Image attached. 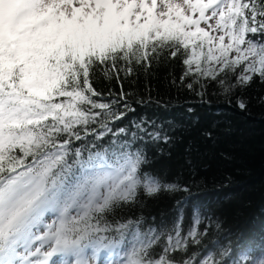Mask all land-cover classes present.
<instances>
[{"label": "snow or ice", "instance_id": "6c2138e0", "mask_svg": "<svg viewBox=\"0 0 264 264\" xmlns=\"http://www.w3.org/2000/svg\"><path fill=\"white\" fill-rule=\"evenodd\" d=\"M165 51L183 66L166 87L264 106L247 94L264 84V0H0V264H264V240L202 246L220 220L192 206L185 228L183 197L170 225L124 215L141 189L190 191L140 174L141 145L170 143V122L129 119L153 87L139 99L124 82Z\"/></svg>", "mask_w": 264, "mask_h": 264}, {"label": "trees", "instance_id": "16d2710c", "mask_svg": "<svg viewBox=\"0 0 264 264\" xmlns=\"http://www.w3.org/2000/svg\"><path fill=\"white\" fill-rule=\"evenodd\" d=\"M162 52L159 62H153L149 75L139 74L134 84L124 82L125 91L135 93V98L147 99L145 82L153 87L152 101L146 106L135 103L139 118L147 115L158 122L168 121L165 128L171 142L141 145L146 162L140 174L148 173L161 177L165 182L188 185V193L161 191L149 197L140 190V203L124 215L133 219L143 216L145 227L161 222L170 225L175 217V201L185 198V228L192 226V206L213 212L220 220V228L210 225V231L202 246L219 242L221 245L235 242L259 247L264 240V106H250L241 111L235 103L228 104L223 96L209 95V103H201L186 90L166 87L170 73L179 78L182 72L180 60L167 59ZM94 87L107 92L120 91L115 80H106L97 73ZM213 91L212 89L209 90ZM249 96L264 94V84L254 83ZM159 100L158 106L154 101ZM192 111L189 112L188 109ZM128 121H124L127 123ZM211 131L213 138L203 133ZM203 229L204 224L198 226ZM203 247L190 248L200 252Z\"/></svg>", "mask_w": 264, "mask_h": 264}, {"label": "clouds", "instance_id": "9594fccd", "mask_svg": "<svg viewBox=\"0 0 264 264\" xmlns=\"http://www.w3.org/2000/svg\"><path fill=\"white\" fill-rule=\"evenodd\" d=\"M163 183V182H162ZM158 194V193H157Z\"/></svg>", "mask_w": 264, "mask_h": 264}]
</instances>
